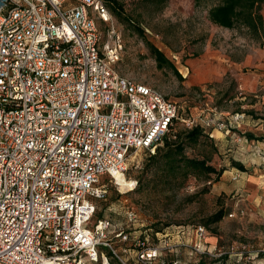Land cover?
<instances>
[{
  "label": "built area",
  "instance_id": "2783aa9c",
  "mask_svg": "<svg viewBox=\"0 0 264 264\" xmlns=\"http://www.w3.org/2000/svg\"><path fill=\"white\" fill-rule=\"evenodd\" d=\"M122 47L104 0L2 2L0 264H110L114 256L127 264L118 252L160 264L163 250L186 245L183 230L156 232L157 243L133 236V209L125 225L108 217L92 223L94 199L105 193L101 177L124 174L133 150L152 153L178 113L161 93L117 71ZM244 117L211 125L228 130ZM195 233L191 250L202 254L204 226Z\"/></svg>",
  "mask_w": 264,
  "mask_h": 264
},
{
  "label": "rangeland",
  "instance_id": "374dc122",
  "mask_svg": "<svg viewBox=\"0 0 264 264\" xmlns=\"http://www.w3.org/2000/svg\"><path fill=\"white\" fill-rule=\"evenodd\" d=\"M118 1L140 26L143 37L115 18L123 40L116 69L177 105L172 131L187 127V119L201 124L206 131L218 130L211 124L228 114L244 112L242 121L248 118L257 123L253 131L256 135L247 139L236 132L237 141L226 140L225 136L220 144L214 139L217 152L212 153L210 163L223 167V173L218 178L215 174L189 175L168 193L155 186L150 174L142 173L148 151L133 150L124 174L117 175L116 180L101 177L105 193L94 199L96 214L92 223L108 217L113 226L125 225V212L133 209L137 216L133 236L148 237L150 243H157L156 232L174 235L183 230L186 245L175 251L163 250L159 260L165 264H264V187L247 191L241 187V180L232 178L240 174L235 162L245 163L243 175L255 174L257 168L264 173V60L260 58L264 57V40L253 38L240 25L224 28L212 23L208 11L218 0H167L160 5L149 0ZM261 13L264 16V3ZM147 43L160 49L181 77L167 67L159 68ZM239 78L253 85H240ZM250 109L252 115L246 113ZM209 148L204 142L186 153L198 155ZM131 181L136 185L129 190ZM219 208L225 211L222 219L204 227L205 252L194 253L191 246L196 239L195 228ZM114 244L122 246L117 241ZM103 250L108 254L106 248ZM118 254L127 264H141L132 253ZM115 258L111 257L109 263H116Z\"/></svg>",
  "mask_w": 264,
  "mask_h": 264
},
{
  "label": "trees",
  "instance_id": "16d2710c",
  "mask_svg": "<svg viewBox=\"0 0 264 264\" xmlns=\"http://www.w3.org/2000/svg\"><path fill=\"white\" fill-rule=\"evenodd\" d=\"M149 1L153 5H160L167 0ZM104 2L111 14L119 22L131 26L137 34L143 37L140 26L125 12L118 0H104ZM262 3H264V0H218L208 11L209 19L212 23L224 28H232L236 25L243 26L253 38L264 40V16L261 13ZM147 45L159 68L167 67L178 77H181L177 69L160 49L151 43H147ZM231 83H235V80L232 79ZM224 94L228 96L229 90H226ZM231 97L234 96H229V98ZM246 113L252 115L253 110H246ZM255 118L258 117L255 116ZM229 130L237 131L236 128H230ZM242 135L247 139L254 138L250 132H244ZM204 142H208L210 146L209 150H202L198 155H188L186 153L188 149L195 148ZM213 152H217L215 141L210 136L209 131H206L201 124H196L190 128L184 127L175 131H172L171 126L154 151L152 153L148 152V156L142 167V173L150 174L151 179L155 181V186H158L161 192H172L189 175L209 176L210 174H215V177L218 178L223 173L224 168H216L210 163ZM231 161L234 163V160ZM235 163L240 171H246L241 162ZM224 215L225 211L219 208L203 218L202 226L208 227L211 224L217 223ZM158 261L160 264H165L161 259H158ZM115 262L113 264H121L116 258Z\"/></svg>",
  "mask_w": 264,
  "mask_h": 264
},
{
  "label": "crops",
  "instance_id": "0c3cea01",
  "mask_svg": "<svg viewBox=\"0 0 264 264\" xmlns=\"http://www.w3.org/2000/svg\"><path fill=\"white\" fill-rule=\"evenodd\" d=\"M260 58L262 60H264V57L260 56ZM261 64H264V63H261ZM238 80L239 81L241 80V83L239 82L240 85L244 84L246 87H248V86L251 87L253 85V83L249 82L246 79H243V78L240 79L239 78ZM256 125H257V123L254 120H249L248 118H246L244 121H242L238 124L239 127L238 126L236 127V129H237L236 132L241 133V134H243L244 132H250L253 135H256L253 132L254 127ZM255 129H256V127H255ZM236 132H234V131L223 132L220 130H213V131H209V134H210V136L213 137V139L219 141V144H220L221 142L223 143L225 136H228L226 140L231 138L230 140H232L233 142L237 141L234 138V133H236ZM260 136H261V134H260ZM233 145H235V144H233ZM244 166H245V163H244ZM258 170H259V172H255V174L243 175L246 173L242 172V171H238V172H240V174H235V176H237L236 179L237 180L239 179L242 181L241 187L244 188V190L251 191L254 189L253 191L256 192V191H259V188L264 187V173H262L260 171V169L257 168V171Z\"/></svg>",
  "mask_w": 264,
  "mask_h": 264
},
{
  "label": "bare ground",
  "instance_id": "6f19581e",
  "mask_svg": "<svg viewBox=\"0 0 264 264\" xmlns=\"http://www.w3.org/2000/svg\"><path fill=\"white\" fill-rule=\"evenodd\" d=\"M117 175H120V174H116V175H115V180H116V178H117ZM133 186H134V181H131V185H130V187H129V190L132 189Z\"/></svg>",
  "mask_w": 264,
  "mask_h": 264
},
{
  "label": "water",
  "instance_id": "95a60500",
  "mask_svg": "<svg viewBox=\"0 0 264 264\" xmlns=\"http://www.w3.org/2000/svg\"><path fill=\"white\" fill-rule=\"evenodd\" d=\"M5 1V0H0V6L2 5V2Z\"/></svg>",
  "mask_w": 264,
  "mask_h": 264
}]
</instances>
